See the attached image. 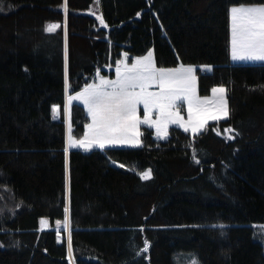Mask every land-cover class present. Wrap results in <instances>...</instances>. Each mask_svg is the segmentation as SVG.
<instances>
[{
    "label": "trees",
    "instance_id": "1",
    "mask_svg": "<svg viewBox=\"0 0 264 264\" xmlns=\"http://www.w3.org/2000/svg\"><path fill=\"white\" fill-rule=\"evenodd\" d=\"M92 3L67 0L66 17L64 0L0 5V264H71L54 228L67 214L74 264H264V62L230 60L237 0H99L107 27L85 13ZM150 48L158 67L196 66L201 93L223 85L229 116L198 134L171 126L160 140L142 125L139 146L66 153V91ZM70 122L81 136V104Z\"/></svg>",
    "mask_w": 264,
    "mask_h": 264
},
{
    "label": "snow or ice",
    "instance_id": "2",
    "mask_svg": "<svg viewBox=\"0 0 264 264\" xmlns=\"http://www.w3.org/2000/svg\"><path fill=\"white\" fill-rule=\"evenodd\" d=\"M2 2L3 0H0V5ZM63 6L66 17L67 0H64ZM2 10L3 7L0 6V11ZM229 15L232 59L264 61V0L258 4H246L243 0H237V3L230 7ZM98 18L101 24L107 27L103 17ZM60 27L59 23H50L46 30L53 32ZM127 58L128 54L124 53V59L116 63L115 79L101 76L98 70V82L87 84L75 96L68 97L69 106L73 100L82 101L91 117V123L86 126L87 131L82 139L74 140L69 137L70 146L89 150L93 146L104 148L105 145L114 144L141 145V125L155 128L157 136L166 138L170 124H179L185 131L196 134L209 120L218 121L229 116L227 89L223 86L214 87L211 97L201 98L197 94L194 66L181 63L174 68L157 67L152 51L136 57L131 64L127 63ZM65 61L67 77L66 21ZM204 67L210 69L211 66ZM182 102L187 103V120L178 110V105ZM141 106L143 118L139 114ZM58 111L59 106L54 105L53 112ZM225 132L231 134L235 129L228 128ZM229 138L234 136L229 135ZM65 151L67 152V149ZM140 175L143 179H149L151 169ZM64 211L68 213L69 209L65 207ZM40 223L44 225L47 221L41 219ZM56 223L59 225L61 222ZM63 224L67 231L68 252L71 255L73 249L70 217L66 216ZM57 235L59 238V229ZM147 248L148 241H145L143 251L146 252ZM191 264H198V261L193 259Z\"/></svg>",
    "mask_w": 264,
    "mask_h": 264
},
{
    "label": "rangeland",
    "instance_id": "3",
    "mask_svg": "<svg viewBox=\"0 0 264 264\" xmlns=\"http://www.w3.org/2000/svg\"><path fill=\"white\" fill-rule=\"evenodd\" d=\"M246 4H258V3H246ZM232 6V5H231ZM230 6V7H231ZM230 9V8H229ZM85 13H88V14H92V15H94L93 13H95V15L96 16H101V12H100V9H99V0H93V3L91 4V6H90V8H88L86 11H85ZM230 16V15H229ZM66 21V20H65ZM65 21H64V24H65ZM64 26V29H65V25H63ZM229 44H230V25H229ZM148 51H152L153 52V55H154V51H153V49L152 48H150ZM147 51V52H148ZM147 52H145V53H143V54H140V55H134L133 57H131L127 52H123V53H127L128 54V58H127V63H129V64H131V63H133L134 61H135V58L136 57H139V56H144V55H146L147 54ZM124 59V54L122 55V59L121 60H123ZM154 59H155V55H154ZM230 60H233L232 59V56H231V44H230ZM234 62H243V63H255V62H264V61H259V60H233ZM179 66V65H178ZM178 66H171V67H163V68H174V67H178ZM158 67V66H157ZM195 67V66H194ZM202 69L203 70H206V71H209V70H207L204 66L202 67ZM114 71H115V68H114ZM196 74V73H195ZM100 75L101 76H105V77H107V78H109V79H115V77H116V73H114L113 75H108V74H102V73H100ZM197 76V75H196ZM93 80V79H92ZM91 80V81H92ZM90 81V82H91ZM89 82V83H90ZM97 82H98V80H97ZM88 83V84H89ZM87 85V84H86ZM85 85V86H86ZM84 86V87H85ZM220 86H223V85H215V86H213L212 88H214V87H220ZM83 87V88H84ZM224 87V86H223ZM82 88V89H83ZM212 88H211V90H212ZM81 90V89H80ZM155 90V89H154ZM209 91L208 93H201L200 91H199V87H198V81H197V94L201 97V98H203V97H211L212 96V91ZM79 91V90H78ZM77 92V91H76ZM68 93V91H66V94ZM75 93V92H74ZM74 93H70V94H74ZM226 99H227V101H228V98H227V94H226ZM72 105V104H71ZM71 105H70V109H71ZM229 105V104H228ZM178 110H179V112H180V115L185 119V120H187L188 119V110H187V103L186 102H182V103H180L179 105H178ZM139 114H140V116H141V118H143V115H144V112H143V106H141V108H140V112H139ZM64 116H65V121L68 119L67 118V116L64 114ZM68 117H69V122H68V124H67V128H66V134H67V138H69L70 136H72V138L73 139H75V140H79V139H81L83 136H84V134H85V132L87 131V128H86V130H84V133L81 135V136H77L75 133H74V131H73V128H72V125H71V122H70V116H69V110H68ZM156 118V116H155V114L153 115V119H155ZM221 119H224V118H221ZM220 119V120H221ZM214 120H209L208 122H207V124L205 125V127L203 128V129H201V131H203L206 127H207V125L210 123V122H213ZM91 122V121H90ZM89 123V122H88ZM87 123V124H88ZM69 125H70V127H69ZM142 126V125H141ZM146 126H148V125H146ZM171 126H176V127H179V128H181L182 130H184V128L181 126V125H179V124H170L169 126H168V135H167V137L166 138H164V137H162V136H157V134H156V130H155V128H152V127H150V128H152L153 129V132H154V137L156 138V139H160V140H165V139H167L168 138V136H169V128L171 127ZM149 127V126H148ZM185 131V130H184ZM200 131V132H201ZM187 132H189V133H191V134H193L191 131H187ZM199 132V133H200ZM196 134H198V133H196ZM98 146H93V148H97ZM6 200H7V198L5 197V194H3V193H1L0 192V215H3V214H5V209H6V207H5V205H6ZM67 217H69V214H67L66 215ZM42 219H45V218H42ZM46 221H47V219H45ZM65 220V219H64ZM64 220H62V221H60L61 223L59 224V225H57V223L55 224V226H54V228L56 229V231H57V229H59V231L61 232L63 229H64V231H65V234H66V236H67V231L65 230V228H64V224H63V222H64ZM41 228L42 229H45V228H49V223H48V221H47V223L46 224H44V225H42L41 224ZM255 229H256V234H257V236H258V238L260 239V241L263 243V245H264V224H256L255 225ZM67 241H68V239H67ZM69 257H70V260H71V264H74V262H73V259H72V254L70 255L69 254ZM193 259H195L196 261H197V259L195 258V256H193L192 258H185V261L184 262H180V264H191V261L193 260ZM199 264V263H198Z\"/></svg>",
    "mask_w": 264,
    "mask_h": 264
},
{
    "label": "crops",
    "instance_id": "4",
    "mask_svg": "<svg viewBox=\"0 0 264 264\" xmlns=\"http://www.w3.org/2000/svg\"><path fill=\"white\" fill-rule=\"evenodd\" d=\"M121 59H122V57H121ZM232 62H234L233 60H231ZM195 68H197L196 66H195ZM207 70H211V67H210V69H207ZM97 73L95 74V76H94V78H93V80L89 83V84H92V83H94V82H97ZM82 90V89H81ZM81 90H79V91H77V92H75L74 94H70V93H67L66 94V98H65V107H64V114L67 116V120L65 121L67 124H68V122H69V117H68V110H69V116H70V106H69V102H68V97L69 96H75L76 95V93H78V92H80ZM73 103H79V104H81L84 108H85V111L87 112V114H88V116H89V123H91L90 121H91V117H90V115H89V113H88V109H87V107L83 104V102L82 101H79V100H73L72 102H71V104H73ZM88 123V124H89ZM67 124H66V128H67ZM87 124V125H88ZM86 125V126H87ZM86 126H85V130H86ZM146 126V125H145ZM140 128H141V126H140ZM72 137V136H71ZM83 138V137H82ZM81 138V139H82ZM75 140V139H74ZM112 146H125V147H136V146H139V145H130V144H114V145H105V147L104 148H100L99 146L97 147V148H91V149H89V150H92V149H105L106 147H112ZM65 149H67V152L70 150V149H81V150H83V151H89V150H85L83 147H79V146H70V144H69V138H67V134H66V148ZM66 152V153H67Z\"/></svg>",
    "mask_w": 264,
    "mask_h": 264
},
{
    "label": "water",
    "instance_id": "5",
    "mask_svg": "<svg viewBox=\"0 0 264 264\" xmlns=\"http://www.w3.org/2000/svg\"><path fill=\"white\" fill-rule=\"evenodd\" d=\"M205 72V71H204Z\"/></svg>",
    "mask_w": 264,
    "mask_h": 264
}]
</instances>
